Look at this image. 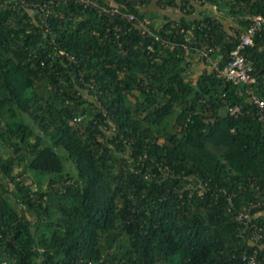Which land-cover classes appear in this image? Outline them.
Here are the masks:
<instances>
[{
    "label": "trees",
    "instance_id": "obj_1",
    "mask_svg": "<svg viewBox=\"0 0 264 264\" xmlns=\"http://www.w3.org/2000/svg\"><path fill=\"white\" fill-rule=\"evenodd\" d=\"M99 1L139 22L77 0H0V261L245 264L259 244L236 215L264 198V119L247 91L264 97V29L252 84L202 48L224 65L264 0H157L178 18L153 0ZM205 4L234 22L191 15ZM196 58L211 68L194 79Z\"/></svg>",
    "mask_w": 264,
    "mask_h": 264
},
{
    "label": "built area",
    "instance_id": "obj_2",
    "mask_svg": "<svg viewBox=\"0 0 264 264\" xmlns=\"http://www.w3.org/2000/svg\"><path fill=\"white\" fill-rule=\"evenodd\" d=\"M54 0H50L53 2ZM86 7H97L101 14L119 15L126 18L130 23L139 22V19L134 11L124 10L118 4H108L99 0H77ZM249 22L247 28L243 31L240 39L233 48L228 61L221 65L220 57L214 58L212 55L213 48L203 47V57L211 63L212 67L218 71L221 76L234 82H244L252 84L257 80L255 74V64L248 53L249 45L254 43V36L259 29H264V14L248 15ZM140 26L144 32L155 35L157 39L161 37L152 31L144 23L140 22ZM121 28L120 25L117 26ZM132 27V26H131ZM152 47V46H150ZM247 91L251 94L252 100L257 106V114L261 119H264V97L253 91V86H249ZM229 110L233 114H239L243 108L241 104L230 105ZM206 187L204 185L199 189V193L203 194ZM264 219V198L256 199L240 209L236 215V219L240 223V234L249 239V244H259L250 250L246 248L243 253L245 264H264V223L259 222L257 218ZM0 264H8L6 260L0 261Z\"/></svg>",
    "mask_w": 264,
    "mask_h": 264
},
{
    "label": "crops",
    "instance_id": "obj_3",
    "mask_svg": "<svg viewBox=\"0 0 264 264\" xmlns=\"http://www.w3.org/2000/svg\"><path fill=\"white\" fill-rule=\"evenodd\" d=\"M166 9H168V13L167 14L172 16V17H174V18H178L182 14V12L180 10H178V11H180V13L178 15L177 14L175 15L174 13L177 12V9H179V8L176 7V6H171V5H165L164 8L159 6V10L158 11L160 12V11H164ZM217 9L218 8H217L216 5L205 4L203 7H201V9H198L199 10V14L198 15L201 16L203 12H208V11H211V12H213V14H215ZM157 22L160 23V21H157ZM210 66L211 65L209 63H206L203 59H197L196 58L191 63L190 69H191V71H193L194 69L199 68V70H201L199 73H201L205 68H211Z\"/></svg>",
    "mask_w": 264,
    "mask_h": 264
},
{
    "label": "rangeland",
    "instance_id": "obj_4",
    "mask_svg": "<svg viewBox=\"0 0 264 264\" xmlns=\"http://www.w3.org/2000/svg\"><path fill=\"white\" fill-rule=\"evenodd\" d=\"M159 6H160V5H158V3H157L156 0H153V2L149 5V7H152V9L154 10V12H155L156 10H159ZM161 7H163V6H161ZM163 8H164V7H163ZM166 8H167V7H166ZM178 10H179V9H177V12L174 13L175 15H176V14L178 15V14L180 13V11H178ZM164 11H165V12L167 11V13H168V9H166V10H164ZM198 14H199V10H196V11L193 12L191 15L194 16V15H198ZM214 15H216V16H218L220 19L224 20L225 23H227V24H229V23H233L234 20H235V19L232 17V15H231L230 13L227 12L226 9H217ZM199 16H200V15H199ZM158 21H159V20H158ZM200 71H201V70H199V68L194 69L193 71H191V72L189 73V77H192V78L196 79V77H197V75L199 74ZM29 172H30L31 175H34V174H33L34 172H33L32 170H29ZM32 177H33V176H32ZM32 177H31V178H27L28 182L33 181Z\"/></svg>",
    "mask_w": 264,
    "mask_h": 264
}]
</instances>
